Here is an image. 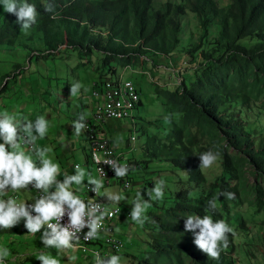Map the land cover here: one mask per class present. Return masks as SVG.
<instances>
[{"label": "rangeland", "instance_id": "obj_1", "mask_svg": "<svg viewBox=\"0 0 264 264\" xmlns=\"http://www.w3.org/2000/svg\"><path fill=\"white\" fill-rule=\"evenodd\" d=\"M180 1L153 0V8L160 10L167 3ZM218 4L220 8H227L229 0H220ZM7 14L0 9V29ZM181 24L180 43L174 52L146 56L130 53L129 59L119 58L112 62L116 72L107 78L99 77L109 70L102 67L101 56H79L65 46L49 53L42 44V34L31 28L26 33L22 31L18 39L10 37L9 41L0 43V112L15 115L22 121L34 120L38 116L48 121L47 133L44 137H38L35 144L37 148L49 149L46 155L59 166L57 179H62L65 173L71 174L75 164L96 177L90 160L91 150L85 129L87 125L104 131L98 134L99 138L106 137L116 152L138 163L132 164L135 171L130 176L129 189L124 190L116 183L104 187L110 193L121 195L118 204L102 196L110 208L120 209V215L112 221V225L115 238L123 244L121 250L113 249V252L100 243L101 247L93 246L92 252L85 253L75 248L60 250L58 254L54 248L43 247L40 239L42 229L31 234L20 222L12 226L17 229L10 227L0 230V246L9 249V264H41L35 257L38 253L56 257L59 264H68L66 254L75 255L73 264H93L95 251L100 249L101 257L119 255L120 264H197L195 259L205 252L186 255L177 248L174 240L160 237L159 229L171 220L168 213L177 204L191 203L202 208L204 198L218 194L217 187L223 179L231 186H236L237 193L234 200H227L232 219L229 221L224 217L232 228L229 234L234 250L229 252L226 243L220 253L226 254L233 264H264V175L247 161L235 163L227 170L220 156L221 149L226 148L227 144L219 130L209 123L187 117L169 100L172 93L180 91L184 74L189 73L192 77L195 73L187 51L203 35L198 20L192 14L182 16ZM210 31L207 40L214 41L218 36L217 29L212 27ZM96 36L97 32L91 33V37ZM244 42H247V46L253 45L251 40ZM196 68H199V64ZM119 75L133 81L138 87L140 98L133 116L123 121L106 120L96 125L94 111L97 105L103 104L104 99L101 96L94 97L93 91L101 90L105 80H115ZM72 83L81 85L75 96L70 95ZM252 97L258 107H264V88H253ZM81 115L84 117V128L77 135L72 122ZM251 117L250 122L255 127L257 117L264 120V112L261 115L254 112ZM179 133L181 141L178 140ZM186 149L196 157L198 167L199 153L211 150L217 154L212 166L199 168V179L190 178L184 169L174 164L187 156ZM228 150L232 156L239 157L234 149ZM159 179L165 181L164 195L159 201H150L144 224L138 225L127 219L136 192L141 190L147 199L145 189L152 187L153 181ZM82 183L87 185V179ZM256 187L262 189L261 201H258ZM85 189L86 186L77 191H84L81 197L85 195ZM24 190L27 200L34 199V194ZM183 190H189L190 199L193 197L196 203L177 200L176 195ZM217 204L220 208L219 202ZM180 214L185 218L191 215ZM177 237H181L180 231Z\"/></svg>", "mask_w": 264, "mask_h": 264}, {"label": "trees", "instance_id": "obj_2", "mask_svg": "<svg viewBox=\"0 0 264 264\" xmlns=\"http://www.w3.org/2000/svg\"><path fill=\"white\" fill-rule=\"evenodd\" d=\"M218 1L181 0L154 10L153 0H48L53 8L49 13L45 12L41 0H30L37 11L36 23L31 29L42 34V44L49 53L65 46L79 56H101L102 67L109 70L99 77L107 78L116 72L112 62L129 59L130 53L146 56L174 52L180 43L181 17L192 14L203 32L200 41L187 51L195 73L192 77L184 74L180 91L172 93L169 100L187 117L219 130L227 144L220 153L227 170L235 163L247 161L264 175V120L257 117L255 127L250 122L252 113L264 112V107H258L252 97L253 88H264V0H229L227 8H220ZM212 27L218 32L214 41L207 40ZM92 32H97L96 38L91 37ZM21 33L15 15L8 13L0 29V43L9 41L10 37L18 39ZM249 40L252 46L245 45L244 41ZM178 140L181 141L180 133ZM228 148L234 149L239 157L232 156ZM185 151L187 156H179L180 160L174 164L184 169L190 178L199 179L196 157L191 151ZM217 188L218 193L232 192L234 196L237 193L236 186L225 179ZM255 190L261 201L262 189L256 187ZM190 194L189 190L179 191L176 199L196 203V199H190ZM209 199H203L202 208L190 202L177 204L168 213L171 220L161 225L159 236L174 240L186 255L203 252L194 245L192 232L184 230L186 218L180 213L207 214L214 220L232 219L226 196L218 197L215 209L206 208ZM179 231L181 237H177ZM230 237L228 233L229 252L234 250ZM195 260L197 264H233L222 253L215 259L205 253Z\"/></svg>", "mask_w": 264, "mask_h": 264}, {"label": "clouds", "instance_id": "obj_3", "mask_svg": "<svg viewBox=\"0 0 264 264\" xmlns=\"http://www.w3.org/2000/svg\"><path fill=\"white\" fill-rule=\"evenodd\" d=\"M45 12L52 13L53 8L48 0H41ZM0 9L12 13L16 22L20 24L25 33L36 23L37 11L30 0H0ZM55 19V15L52 16ZM81 85L72 83L70 95L75 96ZM84 117L81 115L72 122L75 134L79 135L84 128ZM48 131V121L43 116L34 120H21L15 115L0 112V230L9 229L23 220L28 233L35 234L43 229L40 239L44 248L60 250H74L76 242L82 233L85 240L96 239L102 222L109 209L91 197L84 199L76 192L81 187H87L95 196H105L107 201L118 204L121 195L108 192L104 188V180L89 175L79 164H75L71 174L65 173L62 179H57L59 166L53 162L46 153L47 148H35L26 152L22 144L31 145L38 137H44ZM199 168H209L217 159V154L211 150L198 154ZM98 164H107L114 171L116 177H124L128 173L125 165L118 164L110 159H101L97 156ZM87 179V185L82 183ZM153 186L136 192L131 201V209L127 219L138 225H143L146 220V211L151 206L150 201H159L163 198L165 181L154 180ZM31 184L41 192V195L32 199L31 203L8 195L9 192L18 193L27 189ZM79 186V187H77ZM234 198V193H218L207 201V209L216 208L218 197ZM120 211V209H116ZM67 216V221L62 223V218ZM184 230L192 232L193 243L209 258H218L221 248L226 246L227 234L232 233V228L223 220H214L210 215H186ZM110 249V248H109ZM111 250V249H110ZM113 251V250H111ZM102 254V253H101ZM68 264H73L75 255H65ZM41 264H59L56 257L38 253L35 256ZM0 264H9V249L0 246ZM93 264H120L119 255L101 257L94 254Z\"/></svg>", "mask_w": 264, "mask_h": 264}, {"label": "built area", "instance_id": "obj_4", "mask_svg": "<svg viewBox=\"0 0 264 264\" xmlns=\"http://www.w3.org/2000/svg\"><path fill=\"white\" fill-rule=\"evenodd\" d=\"M94 97H103V104L97 105L94 111V120L96 125H101L106 120H118L123 121L126 119H131L133 113L136 109L137 103L139 102V90L137 85L131 80L125 79L122 76H117L115 80H105L102 89H95L93 91ZM134 125V124H133ZM86 133L88 134V141L90 144V160L95 168V172L98 178L104 180V187H110L114 183L122 186L124 190H127L131 186L130 176L133 174L135 169H133V160L126 159L123 154L116 152L109 143V140L104 138H99L98 134L103 133L98 128H92L91 126H85ZM134 140V138H132ZM22 147L27 149L28 152L37 148L35 142L31 145L22 144ZM123 155V157L121 156ZM99 156L101 159H110L118 164L127 166L128 173L124 177H116L114 171L107 164H98L96 157ZM27 190L32 193L34 198L41 195V192L35 188H32L31 184L27 186ZM9 195L16 196L19 199L18 193L10 192ZM95 194L85 189V195L82 197L88 199L91 197L93 200H97L102 203L105 207L109 209V214L105 215L102 222V227L99 230V235L96 239L85 240L82 236L83 229L80 234V239L76 242L75 248L81 249L83 252H92V247H101L100 243H104L111 250H121L123 248L122 242L115 238V229L112 225V221L120 215V211L110 208L103 200L102 196L94 197ZM32 200H26V203H31ZM67 221V216L62 218V223ZM23 222V220H21ZM104 241V242H103ZM113 250V251H114ZM102 249L95 251L101 255Z\"/></svg>", "mask_w": 264, "mask_h": 264}, {"label": "crops", "instance_id": "obj_5", "mask_svg": "<svg viewBox=\"0 0 264 264\" xmlns=\"http://www.w3.org/2000/svg\"><path fill=\"white\" fill-rule=\"evenodd\" d=\"M95 176H96V178H98L97 175H96V172H95ZM26 190H27V189H26ZM27 191H28V190H27ZM28 193H29V192H28ZM18 194H19V198L21 197L22 199L27 200L28 196H27V192H26L25 190H22V193H21V190H20V192H18ZM76 194L79 195V196H82V195L84 194V191L81 192V193L76 192ZM102 198H103V197H102ZM103 200H104V199H103ZM104 201H105V200H104Z\"/></svg>", "mask_w": 264, "mask_h": 264}, {"label": "bare ground", "instance_id": "obj_6", "mask_svg": "<svg viewBox=\"0 0 264 264\" xmlns=\"http://www.w3.org/2000/svg\"><path fill=\"white\" fill-rule=\"evenodd\" d=\"M111 144V143H110Z\"/></svg>", "mask_w": 264, "mask_h": 264}]
</instances>
